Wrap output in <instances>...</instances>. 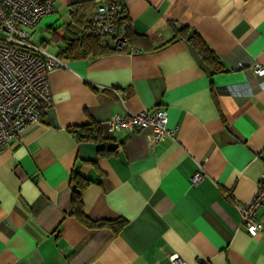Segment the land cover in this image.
<instances>
[{
	"label": "crops",
	"instance_id": "0c3cea01",
	"mask_svg": "<svg viewBox=\"0 0 264 264\" xmlns=\"http://www.w3.org/2000/svg\"><path fill=\"white\" fill-rule=\"evenodd\" d=\"M118 1L144 37L136 50L63 59L48 72L42 119L0 147V264H171L172 254L186 264H264V233L240 223L264 173V75L251 68L264 66V0ZM75 2L55 1L37 43L56 54ZM170 22L197 31L223 70L186 40L168 42ZM156 107L173 132L153 148L146 130L107 129L116 114ZM92 123L99 142L72 131ZM198 163L203 177L192 185ZM73 172L89 180L83 211L122 217L118 232L71 215ZM254 216L264 223V204Z\"/></svg>",
	"mask_w": 264,
	"mask_h": 264
},
{
	"label": "built area",
	"instance_id": "2783aa9c",
	"mask_svg": "<svg viewBox=\"0 0 264 264\" xmlns=\"http://www.w3.org/2000/svg\"><path fill=\"white\" fill-rule=\"evenodd\" d=\"M56 0H0V147L17 136L27 125L39 121L52 104L48 72L65 66L64 60L34 40L41 18L55 11ZM118 6L110 1L98 4L83 32L97 37L103 47L115 51H135L128 44L123 26L118 25ZM257 75L264 66L253 63ZM110 132L146 130V142L155 147L164 135H172L167 127V113L156 107L137 113L116 114L106 121ZM203 169L198 163L190 183L201 181ZM264 204V173L257 182L250 201L240 208V223L250 234L264 233V223L254 214ZM171 264H186L170 255ZM209 264V263H206Z\"/></svg>",
	"mask_w": 264,
	"mask_h": 264
},
{
	"label": "trees",
	"instance_id": "16d2710c",
	"mask_svg": "<svg viewBox=\"0 0 264 264\" xmlns=\"http://www.w3.org/2000/svg\"><path fill=\"white\" fill-rule=\"evenodd\" d=\"M104 1L113 2L118 6L117 23L123 26L127 42L130 46H135V41L144 37L134 33L131 27L130 18L127 10L121 5L118 0H76L72 4L70 10V23L66 27L65 33L60 36L63 45L59 46L56 55L64 60L75 58H86L88 56L96 57L102 54L114 52L112 47H103L100 45L97 37L87 35L83 32L84 27L88 23V19L95 10L96 6ZM174 30V36L168 42L176 39L186 40L197 52L201 60L212 68L214 72L223 70V63L218 56L210 49L200 34L188 25H176L170 22ZM54 38V35L51 39ZM58 38V37H57ZM50 39V40H51ZM39 44V43H38ZM41 45V44H40ZM72 131L77 134L80 140H95L101 141L100 127L96 124L84 125L78 128H73ZM101 150V148H99ZM89 184L87 178L79 176L73 172L70 177L71 196H70V213L82 225L89 228L107 227L118 232L125 220L122 217L109 218H92L83 211L82 193Z\"/></svg>",
	"mask_w": 264,
	"mask_h": 264
},
{
	"label": "rangeland",
	"instance_id": "374dc122",
	"mask_svg": "<svg viewBox=\"0 0 264 264\" xmlns=\"http://www.w3.org/2000/svg\"><path fill=\"white\" fill-rule=\"evenodd\" d=\"M51 14V13H50ZM47 15H49V14H47ZM46 16V15H45ZM45 16H43L42 18H41V20L45 17ZM40 20V21H41ZM39 21V22H40ZM41 30V28L38 26V24L36 25V27H35V31H34V40L36 41V40H38V37H37V35H36V31H40ZM50 48V45L48 46V48L47 49H49Z\"/></svg>",
	"mask_w": 264,
	"mask_h": 264
}]
</instances>
